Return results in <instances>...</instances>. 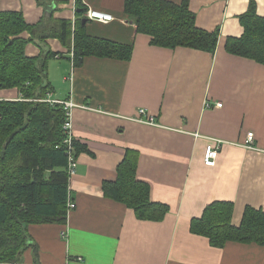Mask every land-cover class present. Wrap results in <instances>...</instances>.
Segmentation results:
<instances>
[{"label":"crops","instance_id":"obj_1","mask_svg":"<svg viewBox=\"0 0 264 264\" xmlns=\"http://www.w3.org/2000/svg\"><path fill=\"white\" fill-rule=\"evenodd\" d=\"M253 1L264 19V0ZM249 2L189 0L196 28L218 32L212 54L151 45L150 36L124 18V0L81 3L113 16L106 24L87 21L86 34L128 46V61L89 56L74 67L72 48L57 39L26 45L30 58L57 55L47 63L49 98L77 106L72 136L84 150L76 152L68 177L75 209L64 224L30 225L18 264H264L262 246L229 241L214 248L190 230L192 219L216 201L233 205V227L246 207L264 213V65L225 49L228 38L243 35L239 17ZM75 3L55 0L47 11L35 0H0V12H20L29 25L44 18L73 25ZM20 99L17 89H0V101ZM218 102L221 108L214 107ZM141 108L157 125L127 120ZM248 132L254 133L251 149L243 146ZM208 145L218 147L214 167L203 162ZM127 149L138 153L136 179L149 186L150 201L169 209L159 222L140 220L103 194V182L115 180Z\"/></svg>","mask_w":264,"mask_h":264},{"label":"trees","instance_id":"obj_2","mask_svg":"<svg viewBox=\"0 0 264 264\" xmlns=\"http://www.w3.org/2000/svg\"><path fill=\"white\" fill-rule=\"evenodd\" d=\"M35 1L43 8L55 2ZM188 3L124 0L123 13L137 33L150 36L153 46L212 54L218 32L196 28ZM75 4L77 20L73 25L51 18L29 25L20 12H0V89L15 88L21 95L20 100L0 101V263H19L28 246L30 225L64 224L71 199L63 131L65 111L62 105L47 101V94L52 92L46 82L47 63L57 55L30 58L24 52L26 45L57 39L64 48L72 46L74 67H80L89 56L128 61L131 54L128 46L88 36L86 24L81 23L86 9L80 0ZM239 20L244 33L240 38H228L226 51L264 65V19L256 14L253 0ZM24 33L30 37L22 38ZM72 143L75 154L84 150L77 141ZM137 163L138 153L127 149L116 168L115 180L103 182V194L133 210L138 219L159 222L169 209L150 201L149 186L136 179ZM232 208L228 202L210 203L199 218L192 219L191 232L206 237L214 248L229 241L264 247V213L246 207L240 225L233 227Z\"/></svg>","mask_w":264,"mask_h":264},{"label":"built area","instance_id":"obj_3","mask_svg":"<svg viewBox=\"0 0 264 264\" xmlns=\"http://www.w3.org/2000/svg\"><path fill=\"white\" fill-rule=\"evenodd\" d=\"M83 19H85L86 21H92V22L95 21V22L106 24V23L112 22L114 18L112 15L105 13V12L96 11V10H87L83 14ZM72 56L73 54L71 53V59H72ZM47 101L50 102L51 104L57 103V104L62 105L65 111L66 118L63 124V131L66 133V139L64 143L67 146V152H66L68 156L67 173L69 176V175H72L75 170V148L72 145L73 144L72 141L74 140L72 136V110L76 108L77 106L71 101L66 102V101H57V100H51V99H48ZM205 107L210 108L212 106L206 102ZM214 107L221 108L222 104L219 102L215 103ZM139 114H140V118H139L140 120L138 122H141L143 124H148L151 126L156 125L154 119L147 118L144 110H140ZM253 143H254V133L248 132L246 134L243 146L251 149L253 148ZM218 154H219L218 147H216V145L215 146L208 145L204 153V158H203L204 165L207 167H214L216 164V160L218 158ZM74 208H75L74 203L72 202V200L69 199L67 203V213L69 214Z\"/></svg>","mask_w":264,"mask_h":264},{"label":"rangeland","instance_id":"obj_4","mask_svg":"<svg viewBox=\"0 0 264 264\" xmlns=\"http://www.w3.org/2000/svg\"><path fill=\"white\" fill-rule=\"evenodd\" d=\"M87 23V22H86ZM71 48H72V46H71ZM48 96H47V98H49V94H47ZM50 99V98H49ZM67 102V101H66ZM72 102V101H71ZM82 108V107H81ZM85 108V107H84ZM90 110H91V108H89ZM92 110H95V112H97L98 114H101V115H108V114H110V113H108L107 111H105L104 109H92ZM140 110H144V109H138V111L136 112V115L135 116H133V117H130V118H127V120H130V121H132V122H135V123H140V124H143V123H141V122H138L140 119V114H139V111ZM145 111V115L147 116V118H152L148 113H147V111L146 110H144ZM153 119V118H152ZM156 123V122H155ZM143 125H148V124H143ZM157 125V124H156ZM149 126H151V125H149Z\"/></svg>","mask_w":264,"mask_h":264},{"label":"water","instance_id":"obj_5","mask_svg":"<svg viewBox=\"0 0 264 264\" xmlns=\"http://www.w3.org/2000/svg\"><path fill=\"white\" fill-rule=\"evenodd\" d=\"M49 9H50V7H47V8H46L47 11H48ZM86 22H87V21H86L85 19H83V20L81 21V23H82L83 25H85Z\"/></svg>","mask_w":264,"mask_h":264}]
</instances>
